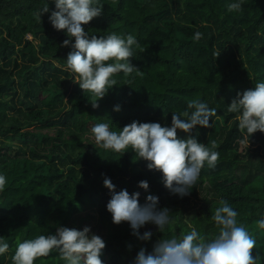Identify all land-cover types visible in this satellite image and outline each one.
Here are the masks:
<instances>
[{"label": "trees", "instance_id": "1", "mask_svg": "<svg viewBox=\"0 0 264 264\" xmlns=\"http://www.w3.org/2000/svg\"><path fill=\"white\" fill-rule=\"evenodd\" d=\"M234 2L100 0L103 14L84 25L85 31L135 36L140 46H134L131 63L143 74L134 72L128 86L119 73L117 86L94 109L90 94L58 67L71 49L61 46L65 32L49 23L53 0H0V175L6 177L0 239L9 244L0 264H11L17 239L55 234L59 226H90L108 248L103 264H133L140 247L151 251L162 236L186 234L189 224L213 237L218 229L211 215L221 199L239 213L238 222L256 240L257 264H264V230L255 224L264 216V134L256 132L249 147L242 145L236 114L227 111L237 92L264 82V0H243L242 11L229 12ZM46 4L50 12L37 19ZM192 99L217 110L212 126H197L192 135L198 131V141L206 145L216 140L220 156L214 169L201 170L190 195L170 194L161 174L149 171L146 161L134 162L131 151L120 156L95 148V124L108 123L113 131L133 120L170 126L172 112L185 111ZM178 135L186 134L178 130ZM102 174L117 191H139L141 204L146 195L157 196L159 207L170 209L172 223L163 233L146 224L140 232L153 233L148 242L131 235L126 222L113 224ZM141 180L149 183L148 192L138 187ZM34 264L65 262L53 252Z\"/></svg>", "mask_w": 264, "mask_h": 264}, {"label": "clouds", "instance_id": "2", "mask_svg": "<svg viewBox=\"0 0 264 264\" xmlns=\"http://www.w3.org/2000/svg\"><path fill=\"white\" fill-rule=\"evenodd\" d=\"M55 10L46 4L38 13L37 19L49 13V23L56 31H64L67 39L62 47H68L62 67L72 76L83 94L89 93L92 108L99 107L98 101L103 99L110 89L117 86L115 78L123 73L124 85H131L135 72L142 75L138 67L131 63L133 48L139 47L136 37L128 34L121 36L115 32L107 36L89 35L84 25L103 14L104 5L100 0H53ZM243 0L230 3L229 12L242 11ZM202 33L197 31L193 39L198 41ZM74 40V43H73ZM220 55L214 53L215 58ZM191 110V111H189ZM120 111V106L114 107ZM227 111L234 113L238 122V131L243 139L242 145L249 147L250 139L256 132L264 134V82L254 87L237 92L228 105ZM217 115L215 108H209L206 102L192 99L187 102V109L181 113L172 112L171 125L162 126L159 122H140L133 120L119 131L110 130L108 123H98L91 128V137L95 148L120 154L131 151L134 162L146 161L149 171L161 174V183L170 194L181 198L190 195L196 185L201 170L205 165L214 169L219 161L220 153L216 151L218 144L211 140L210 145L198 141L199 132L192 135L197 126L210 128V119ZM178 130L186 135L181 138ZM103 186L109 190L110 199L106 210L111 214L112 223H127L131 235L138 241L148 242L153 233L140 229L146 224L156 226L159 233L172 223L167 207H159V198L153 194L145 197L140 203V192L129 193L125 189L116 190L111 179L102 174ZM6 177L0 175V192L4 191ZM140 189L148 192L146 180L138 182ZM220 206L211 215V221L218 229L217 234L207 238L189 224L190 231L181 236L157 239L151 251L140 247L133 264H257L259 257L253 255L256 240L250 235L243 223L238 222L239 213L227 200L221 199ZM259 230H264V216L255 221ZM105 241L92 232L90 226L82 230L59 226L55 234L38 235L22 242L17 239L11 264H34L42 257L56 253L65 264H103L101 259L105 249ZM129 250L132 245H128ZM9 251V244L0 239V256Z\"/></svg>", "mask_w": 264, "mask_h": 264}, {"label": "rangeland", "instance_id": "3", "mask_svg": "<svg viewBox=\"0 0 264 264\" xmlns=\"http://www.w3.org/2000/svg\"><path fill=\"white\" fill-rule=\"evenodd\" d=\"M30 39H31V37H30ZM107 250H108V248L103 250L102 257H106V255H107V254H106ZM103 259H104V258H103Z\"/></svg>", "mask_w": 264, "mask_h": 264}]
</instances>
